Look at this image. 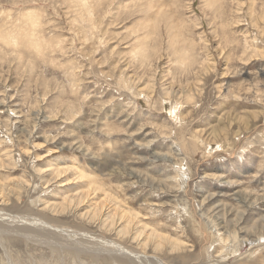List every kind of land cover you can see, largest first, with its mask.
I'll list each match as a JSON object with an SVG mask.
<instances>
[{"label": "rangeland", "instance_id": "rangeland-1", "mask_svg": "<svg viewBox=\"0 0 264 264\" xmlns=\"http://www.w3.org/2000/svg\"><path fill=\"white\" fill-rule=\"evenodd\" d=\"M154 258L264 264V0H0V264Z\"/></svg>", "mask_w": 264, "mask_h": 264}, {"label": "bare ground", "instance_id": "bare-ground-1", "mask_svg": "<svg viewBox=\"0 0 264 264\" xmlns=\"http://www.w3.org/2000/svg\"><path fill=\"white\" fill-rule=\"evenodd\" d=\"M30 19V18H29ZM33 22V21H32ZM30 23V22H29ZM4 187V186H3ZM2 195V194H1ZM107 200V199H106ZM105 210V209H104ZM3 215H4V213H3ZM2 216V215H1ZM146 234V233H145ZM158 246V248H160L161 246H159V243L157 244ZM116 246H118V248L119 249H121V245L120 244H118V245H116ZM116 246H114V247H116ZM181 247H182V243L181 242H176L175 243V246H173V249L174 250H179V249H181ZM117 248V247H116ZM122 250H124V249H122ZM123 253V252H122ZM141 253L143 254V251H141ZM137 257H140V258H142L143 257V255H139V256H137ZM145 257V256H144ZM108 258H110V257H108ZM99 259V258H98ZM121 259V258H120ZM111 260V259H110ZM153 262H157V263H159V264H164L161 260H159V259H153Z\"/></svg>", "mask_w": 264, "mask_h": 264}]
</instances>
